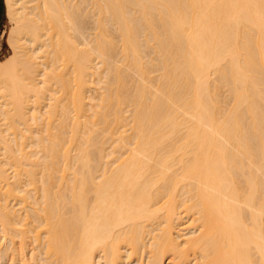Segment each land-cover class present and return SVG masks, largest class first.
<instances>
[{"label": "bare ground", "instance_id": "bare-ground-1", "mask_svg": "<svg viewBox=\"0 0 264 264\" xmlns=\"http://www.w3.org/2000/svg\"><path fill=\"white\" fill-rule=\"evenodd\" d=\"M3 5L0 264H264V0Z\"/></svg>", "mask_w": 264, "mask_h": 264}, {"label": "rangeland", "instance_id": "rangeland-1", "mask_svg": "<svg viewBox=\"0 0 264 264\" xmlns=\"http://www.w3.org/2000/svg\"><path fill=\"white\" fill-rule=\"evenodd\" d=\"M7 28H8V23H6V19H5V17H4V7H3V4H2V0H0V33L2 32V31H6L7 30ZM10 54V51L8 50V47H7V45L5 44V41H4V38H3V36L0 38V60H2V59H4L5 57H7L8 55ZM95 91H96V94H97V90H96V88H95ZM91 94H89V95H93V97H94V94H95V92H90ZM88 95V96H89ZM93 97H91V98H93ZM95 98H96V95H95V97L93 98V100H95ZM92 102V101H91ZM94 102V101H93ZM183 221V223H182V225L184 226V225H187L186 223H188L185 219H183L182 220ZM181 221V222H182ZM186 221V222H185ZM123 255H125L124 253H123ZM38 260V259H37ZM37 260H36V262H37ZM35 262V263H36ZM29 263H31V261H29ZM36 264H39V263H36Z\"/></svg>", "mask_w": 264, "mask_h": 264}, {"label": "crops", "instance_id": "crops-1", "mask_svg": "<svg viewBox=\"0 0 264 264\" xmlns=\"http://www.w3.org/2000/svg\"><path fill=\"white\" fill-rule=\"evenodd\" d=\"M2 4H3V0H2ZM3 7H4V5H3ZM4 17H5V13H4ZM5 19H6V18H5ZM6 23H7V21H6ZM5 32H6V31H5ZM5 32L2 31V32L0 33V38L3 36L4 41H5ZM5 44H6V42H5Z\"/></svg>", "mask_w": 264, "mask_h": 264}]
</instances>
